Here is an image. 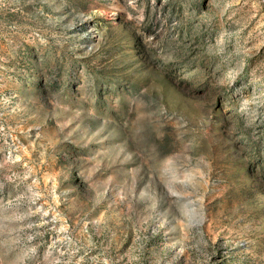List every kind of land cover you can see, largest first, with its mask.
<instances>
[{
  "label": "rangeland",
  "instance_id": "obj_1",
  "mask_svg": "<svg viewBox=\"0 0 264 264\" xmlns=\"http://www.w3.org/2000/svg\"><path fill=\"white\" fill-rule=\"evenodd\" d=\"M0 264H264L263 0H0Z\"/></svg>",
  "mask_w": 264,
  "mask_h": 264
},
{
  "label": "bare ground",
  "instance_id": "obj_2",
  "mask_svg": "<svg viewBox=\"0 0 264 264\" xmlns=\"http://www.w3.org/2000/svg\"><path fill=\"white\" fill-rule=\"evenodd\" d=\"M263 3H264V0H263Z\"/></svg>",
  "mask_w": 264,
  "mask_h": 264
}]
</instances>
